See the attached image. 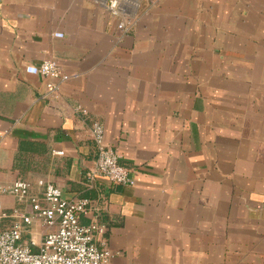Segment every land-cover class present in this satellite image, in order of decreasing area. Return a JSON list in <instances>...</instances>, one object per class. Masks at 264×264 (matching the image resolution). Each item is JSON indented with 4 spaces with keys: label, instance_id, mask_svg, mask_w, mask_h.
<instances>
[{
    "label": "crops",
    "instance_id": "obj_1",
    "mask_svg": "<svg viewBox=\"0 0 264 264\" xmlns=\"http://www.w3.org/2000/svg\"><path fill=\"white\" fill-rule=\"evenodd\" d=\"M123 1L126 31L106 0H0V184L87 199L111 264H264V0ZM94 121L134 185L92 175Z\"/></svg>",
    "mask_w": 264,
    "mask_h": 264
},
{
    "label": "built area",
    "instance_id": "obj_2",
    "mask_svg": "<svg viewBox=\"0 0 264 264\" xmlns=\"http://www.w3.org/2000/svg\"><path fill=\"white\" fill-rule=\"evenodd\" d=\"M105 6L112 16L119 19L117 28L126 31L130 24L124 19L127 13L124 1L106 0ZM37 71L44 78L60 82L72 77L62 72L52 59L42 61ZM46 87L48 90L57 89L53 81L47 82ZM91 132L98 147L92 175L102 176L115 184L134 185L130 170L120 164L118 153L104 143L102 124L94 121ZM36 183L40 188L38 191L33 190L30 181L20 178L6 185L0 184V264H111L112 251L99 248L95 242L96 235L102 234L104 227L95 222L82 224L79 221L80 214L87 209L88 200L67 199L58 185L42 179ZM4 195L12 196L20 203L29 202L31 213L26 214L19 208L6 212L2 202ZM5 218H10L9 224L3 222ZM36 220L44 227L41 241L23 243L25 226Z\"/></svg>",
    "mask_w": 264,
    "mask_h": 264
}]
</instances>
